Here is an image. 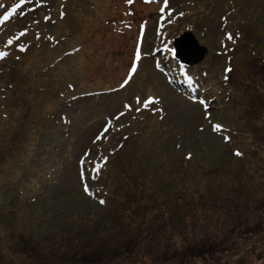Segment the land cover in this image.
I'll return each instance as SVG.
<instances>
[{"label": "rangeland", "instance_id": "obj_1", "mask_svg": "<svg viewBox=\"0 0 264 264\" xmlns=\"http://www.w3.org/2000/svg\"><path fill=\"white\" fill-rule=\"evenodd\" d=\"M0 20V264H264V0H0ZM182 31L207 48L190 69Z\"/></svg>", "mask_w": 264, "mask_h": 264}, {"label": "water", "instance_id": "obj_2", "mask_svg": "<svg viewBox=\"0 0 264 264\" xmlns=\"http://www.w3.org/2000/svg\"><path fill=\"white\" fill-rule=\"evenodd\" d=\"M174 53L176 57L183 63L195 64L200 62L207 52V48L198 44V41L189 31H182L173 41ZM191 52H194L192 54ZM190 55L193 60H190Z\"/></svg>", "mask_w": 264, "mask_h": 264}, {"label": "snow or ice", "instance_id": "obj_3", "mask_svg": "<svg viewBox=\"0 0 264 264\" xmlns=\"http://www.w3.org/2000/svg\"><path fill=\"white\" fill-rule=\"evenodd\" d=\"M29 2H30V0H29ZM129 2H130V0H129ZM165 2H167V0H165ZM20 3L21 4H23V3H25V0H20ZM20 7V5L18 4V5H15L14 7H13V9H12V12H15L16 11V9L17 8H19ZM163 10V9H162ZM11 15V13H6L5 15H4V17H3V20H7L8 18H9V16ZM45 19H48V17H45ZM0 22H3L2 20H0ZM25 34V32L24 31H22V32H20L19 33V36H23ZM227 38L228 39H233V37H232V35L231 34H228L227 35ZM16 39H18V37H16ZM7 43L9 44V45H11L12 43H13V38H9V40L7 41ZM21 48H23V46H21ZM7 55V53L6 52H3V51H0V59H2L4 56H6ZM135 69L133 68L132 69V71H134ZM226 72H230L231 71V69L230 68H228V69H226L225 70ZM226 79H227V77H226ZM125 83H127V80H125ZM123 86V85H122ZM202 103H203V101H201ZM221 126L220 125H214V130H218L219 128H220ZM237 155H241V153H239V152H237L236 153ZM106 159V158H105ZM101 203H104V201H100Z\"/></svg>", "mask_w": 264, "mask_h": 264}, {"label": "trees", "instance_id": "obj_4", "mask_svg": "<svg viewBox=\"0 0 264 264\" xmlns=\"http://www.w3.org/2000/svg\"><path fill=\"white\" fill-rule=\"evenodd\" d=\"M191 85V84H190ZM89 161H90V163H91V160L90 159H88V162L85 164V165H87V167H86V178H85V180L83 181V183L85 184V185H89V182H88V178H91L92 180L95 178V177H100L101 178V176H102V174H103V171H101V170H97V169H93V168H88V165H89ZM96 170V171H98L97 173H96V171L95 172H93L92 170ZM102 172V173H101ZM101 174V175H100ZM128 212H129V207L127 206V208H126V211H125V213H124V216H128L129 214H128ZM120 216L121 215H118V217L120 218ZM106 223H110V224H112V221L110 222V219L109 220H106ZM133 228V227H132ZM99 232L101 231V230H98ZM97 233V232H96Z\"/></svg>", "mask_w": 264, "mask_h": 264}, {"label": "bare ground", "instance_id": "obj_5", "mask_svg": "<svg viewBox=\"0 0 264 264\" xmlns=\"http://www.w3.org/2000/svg\"><path fill=\"white\" fill-rule=\"evenodd\" d=\"M130 3V2H129ZM202 133V132H201ZM200 135V134H199ZM202 135V134H201ZM203 136V135H202ZM193 153V152H192ZM43 156V155H42ZM187 156H189L188 154H187ZM180 174V173H179ZM182 175V174H181ZM176 176H178V174L176 175ZM101 180V179H100ZM179 180V179H178ZM176 182H178V181H176ZM181 181H179V183H180ZM101 183H103V181L101 182ZM161 187V186H160Z\"/></svg>", "mask_w": 264, "mask_h": 264}]
</instances>
